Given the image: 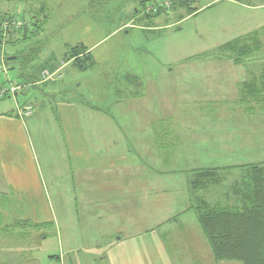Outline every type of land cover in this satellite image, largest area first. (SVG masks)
Returning a JSON list of instances; mask_svg holds the SVG:
<instances>
[{
    "label": "rangeland",
    "instance_id": "1",
    "mask_svg": "<svg viewBox=\"0 0 264 264\" xmlns=\"http://www.w3.org/2000/svg\"><path fill=\"white\" fill-rule=\"evenodd\" d=\"M141 1L0 0V14L11 16L0 22L10 31L24 28L28 32L33 27L30 23L32 16L38 21L46 17L43 32L25 42L17 41L14 33L0 36V83L5 82L4 71L7 69L10 77L21 81L28 73H33L36 79L49 78L28 87L17 100L12 96L0 99V113L17 112V102L21 103L25 98L30 99L31 104L28 113H24L26 108H23V116L30 117L35 111L24 121V129L18 128L15 122L0 118V159H12L15 148L23 161L26 153L30 155L26 166L29 173L32 162L38 170L36 178H27L24 171V181L30 188L28 195L18 191L15 196L10 188L5 192L7 195L0 194V264H59L56 257L77 259L85 264H241L236 261L216 263L212 253L207 259L206 247L209 246L201 228H197L196 217L192 211L183 210L189 206L188 180L194 170L233 165L221 170V184L204 192L208 201L215 202L216 198L224 199L232 183L240 178L244 170L241 166L264 163V108L252 111L250 105L243 109L231 97L223 101L217 99L219 87H222L219 80L229 79V74L236 77L233 68L237 67L226 63L228 60H219L223 57L219 46L264 27V6H261L264 0H192L190 7L197 8V11L189 15L183 9L173 8V0H143L140 5ZM41 7H44L42 13ZM159 10V15L152 16ZM125 24L128 27H124ZM119 26L120 30L117 29ZM146 26L150 29L141 31V38L138 30ZM100 35L103 39L98 42ZM5 40L6 44H1ZM77 40L91 47L92 56L85 52L86 48L84 50L95 62L91 71H81L69 64L58 72V76H52L48 69L49 72L40 73V68H48L61 60L67 49L65 43L74 46ZM261 41L262 48L251 56L252 63H247L251 71L264 61V37ZM138 42L140 46L136 45ZM31 49H35L37 56L25 63ZM14 54L17 58L15 65L19 66L18 61L21 62V69H13L10 61L5 64L6 61L1 60V57ZM241 71L244 72L240 69L239 76ZM181 82L189 94L178 101ZM138 83L142 84L139 90ZM155 83L170 85L174 95L162 98ZM225 88L229 89L228 93L232 92L230 87ZM117 89L121 91L119 95ZM128 90L132 97L135 91L147 95L151 106L146 112L151 116L143 114L148 103L144 106L139 103L133 109V101H126L122 103L126 109L116 119L126 142L120 132L119 136L114 133L112 122L108 120V129L97 128V135L93 133L92 137L98 138L109 132L110 139L116 138L120 147L129 150L126 160L133 156L131 149L137 148L142 154L147 152L149 159L146 160H151L152 166L162 174L143 179L149 184H146L143 195H139L133 165L121 169L125 171L121 179L120 175L111 173V187L118 188L124 183L125 188L120 198L110 200L104 222L94 218L88 221L90 216L84 211L85 200L82 202L78 198L75 207L70 209L75 215L68 218L73 220V230L77 231L73 234L83 242L68 248L69 235L57 238L56 216L62 202L68 204L69 199L56 198L48 191L50 184H57L63 170L61 166V173H57L60 170L57 166L58 149L51 135L62 130L64 125L78 126L75 121H64L60 117V104L73 100L80 111L88 107L92 111L84 113L89 114L95 126H102L105 120L102 111L98 110L106 107L105 112H108L115 99H128ZM7 131L12 132L13 140L4 136ZM168 135L172 144L168 151L163 150L165 154L171 153L172 159L165 158L164 162L159 160L160 157L156 158L160 149L152 140L165 142ZM38 136L48 137L53 144L50 151L54 154L48 160L39 150ZM20 141L19 146H14ZM104 155L100 153L97 158L102 159ZM67 158H72L71 154ZM94 177L93 180H100L97 172ZM99 185L100 181L96 187L100 188ZM111 187L110 194L117 195ZM173 207L178 221L155 228L153 233L160 238L168 229L174 232V239L165 242L164 246L153 235H143L136 242L124 235L126 229L136 227L134 219L141 221L143 231L147 223L156 224L159 222L157 217L159 219L163 212L168 213ZM15 219L39 223V227L15 226ZM121 225L124 227L120 233L113 231V236L101 240L100 231L107 233L109 227L118 229ZM189 226L197 228L194 236V233L190 235Z\"/></svg>",
    "mask_w": 264,
    "mask_h": 264
},
{
    "label": "crops",
    "instance_id": "2",
    "mask_svg": "<svg viewBox=\"0 0 264 264\" xmlns=\"http://www.w3.org/2000/svg\"><path fill=\"white\" fill-rule=\"evenodd\" d=\"M264 6V3L261 5ZM7 14V13H5ZM88 23V22H86ZM126 23V22H125ZM128 23V21H127ZM121 26V25H120ZM120 26L117 28L118 30H120ZM124 27H128V24H125ZM260 26L259 29H255V30H251L252 32L246 33L244 35L238 36V37H248L256 32L259 33V39L261 41V38L264 37V27ZM117 29L114 30L115 32H117ZM126 29V28H124ZM148 29H150V27H147L144 29L139 28L138 30V35L140 33V36L142 38L143 34L141 33V31H147ZM122 31V30H121ZM120 32V31H119ZM113 33V31H112ZM126 33V31H125ZM102 35L98 36V42L100 40H102L103 38L101 37ZM18 37V36H17ZM16 37V38H17ZM235 37V38H238ZM234 39V38H233ZM230 39V40H233ZM229 40V41H230ZM228 42V41H226ZM224 42V43H226ZM75 45L76 44H81V42L79 40H77L76 42H74ZM122 44L125 43L124 41L121 42ZM223 43V44H224ZM1 44H6V40L3 42L1 41ZM67 43H65V47L67 48ZM86 48L85 52H89L91 54V47H89L88 45H84L83 43L81 44ZM137 46H140V42H138L136 44ZM94 46V45H93ZM222 45H220L219 47H221ZM263 46V43L261 41V48ZM127 49H129V47H127ZM139 50H143L141 48H138ZM131 51V49H129ZM66 52V51H65ZM65 52L63 53V55L65 54ZM63 55L61 56V60L59 62H56L55 64H51L50 67H48V70L52 73L51 75H56L58 76V72L60 73L61 69H63V67H67L69 64H72L71 61H67L64 62L63 61ZM2 56V55H1ZM92 56V54H91ZM3 61H6L5 64L10 61V63L12 65H14L13 69L17 68V69H21V62L18 61L19 66L15 65V63L17 62V58L15 56V54L11 57L7 56V57H1ZM218 59V58H217ZM228 60L229 62H226L232 66H237L235 68H233L236 71V77H233L231 74H229V79H220L219 81L221 82L222 87H219V91L217 99L218 100H229L227 98H230L233 100V102L240 104L243 109H247L248 106L250 105V108L252 111H258L262 108H264V104H255L253 102H242V97L241 96V83L246 82V81H256L259 83L260 82V90L263 93V97H264V87H263V80H264V61L260 62L259 64L256 65L255 69L253 71H251V68L248 66L247 63H252L249 59H247L245 62L243 63H239V64H235L232 60V58H229L228 56H224L220 57L219 60ZM255 59V58H254ZM218 61V60H217ZM223 64V63H221ZM220 65V64H218ZM227 69L228 66L224 65ZM94 68V67H93ZM92 68V69H93ZM7 69V68H6ZM46 69V68H45ZM92 69H90L89 71H91ZM243 70L244 72H242V75L239 76V70ZM41 70V68H40ZM47 70V69H46ZM8 69L4 71V74L10 78V79H16V77H10L7 73ZM228 71L230 72V70L228 69ZM21 73V72H20ZM47 73V72H46ZM246 73V74H244ZM33 74V73H32ZM244 74V75H243ZM29 73L27 75V77L23 80V81H27L29 80ZM51 76V77H52ZM134 76V75H133ZM136 77V76H134ZM130 78V77H129ZM137 78V77H136ZM21 81V80H20ZM229 82L228 84H226V82ZM157 84V83H155ZM159 84V85H158ZM156 88H158L157 93L160 94L162 96V98H167L170 95H174L172 92V89L170 88V85H167L165 83H158ZM141 83H138V90L141 87ZM225 87H230L231 91L229 92V89L225 88ZM184 82L180 83V89L177 91L179 94V98L177 99L178 101L181 100L182 97H184V95H188V90H184ZM137 90V91H138ZM120 90L117 89L116 93L117 95L120 94ZM260 92V94H261ZM128 93L130 94L128 99L126 100H122V99H115L113 104L108 107V112H105L106 107H104L103 110H98V112L102 111L103 114V118H104V123L102 126H95L93 120L89 119V112H91L92 110H90L88 107L86 108H81V111L79 110V107L76 108V104L74 103V101L72 100L71 102H69L68 104H60L62 106L61 111V116L63 118L64 121L66 120H70V121H75V124H77L78 126H73V125H69L68 127H66L64 125V127L62 128V130H59V132H55L53 135L54 138V142L57 145V149H58V156H57V166L58 169L61 168V166H63V170H62V174H59V181H57V184H50L49 187V192H52L54 194V196L56 198L59 199H69L68 204L62 202V206L59 209L58 212H60L58 214V216H56V227H57V238L59 236V238L61 236H65V235H69L70 236V240L66 243V246L69 247H77L80 244H82L83 241L81 240H77V236L76 234H73L74 232L76 233L77 231L73 230L74 227V223L72 219H69L68 217L70 215H75V212H71L70 209H72L74 206V203L77 204L76 200L79 198V200H81L82 202L84 201V211L86 213V215H89L90 218L88 221H90L92 218H94L95 220H100L102 222H104L103 217L104 215L108 212L109 208H110V200L112 198H116V200L119 197V195L123 192V189L125 188L124 183H122L121 185H119L118 188L115 187H111L110 185V181H109V177L110 174L112 173V175L114 176H119L120 175V179L123 177V175L125 174V171L121 170L124 167L127 166H134L136 172H134V176L136 178V189H140V193L139 195H143V190L145 189L146 184H149V181L143 182V179H145L146 177H152V175H154V177L156 178L158 174H162V172L156 170L152 164L150 162H148L146 159L147 158V152H145L144 154H142V152H140L137 148L135 149H131L133 152V156L131 159L126 160L125 156L127 155V151L126 147H120L118 144H120V142L116 139V138H109L108 137V133H104L102 135H99L98 138L97 137H92L93 133H95L97 135L98 131L97 128H103V130H107L108 129V124H106V120L111 121L112 125L115 129L114 133L116 135L119 136V129H118V122L116 121V119L118 118V116L124 112V110L126 109L124 105H122V103L124 104V102L129 101L131 103V101H133V109H135L138 104L140 103L142 106L145 105V103H148L147 107H145V113L144 116H151V114L147 115L146 110L148 108H150V104L149 101L147 100V95H143L142 92H136L134 93V97L131 96V92L128 90ZM228 93V94H227ZM31 103V100L28 98H25V100L21 101V103L16 104V110L18 107H22L24 106L26 103ZM128 103V104H130ZM122 105V106H121ZM135 105V106H134ZM83 107V106H82ZM135 107V108H134ZM253 108V109H252ZM143 110V112H144ZM84 111H87L88 113H84ZM247 111V110H246ZM35 113V111H34ZM34 113L28 117V116H22L19 117L17 115V113L14 111L11 112H7V113H0V118L4 119L6 121L9 122H15L18 126V128L24 129L25 128V124L24 121L27 120L28 118H31ZM32 120V119H30ZM17 133H20L19 129H17ZM12 132H6L4 134L8 135L9 139L13 140V136L11 135ZM121 136L124 140V142H126L125 138H124V134L121 133ZM157 134V133H156ZM165 134V133H162ZM177 135H179L177 133ZM43 137V138H42ZM38 136V140H39V150L42 151V154L44 156V158L46 160L51 158V155L54 154L51 150L52 147V142L51 140L46 137V136ZM169 139V135L167 136L166 140L167 141H156V140H152V143L155 144L156 147H158L160 149V155L158 154L156 158L160 157V161L165 162V158L169 159L171 161L172 157H171V153H164L165 151L163 150V148L168 151V149H170L168 146L172 144L171 140ZM179 142V140L177 141ZM150 143V144H152ZM19 144H21L20 142H15L14 146H19ZM62 148V150H61ZM106 149V150H104ZM126 150V151H125ZM14 151V157L11 159H9L7 157L6 160H2L0 159V175L2 177H0V194L1 195H7L5 192L10 188L11 191L14 193V195L16 196V194L19 192H21V194H29L30 188L28 186H26V182L24 181L25 177H24V171L25 174L27 175V178L30 176H33L36 178V173H37V168L36 166H34V162L31 163L30 165V172H28L26 166H27V156L30 157V155L28 153H26V159L23 161V158L21 156V154H19V152L13 148ZM102 153V155L105 153L104 156H102V159H98L97 155ZM71 154L72 158H67L68 155ZM165 154V155H164ZM143 155H145L146 158L142 159ZM65 160V161H64ZM226 166H233V165H224L223 167ZM238 166V165H237ZM22 168V169H21ZM26 168V169H25ZM216 168H218L216 166ZM122 171V172H121ZM95 172H97V174L100 176V180H93L92 178H95ZM57 173H61V169L57 171ZM56 173V174H57ZM33 180V178H32ZM3 181L6 183L4 184ZM100 181V188L96 187V184ZM34 182V180H33ZM153 182L156 183V180H154ZM157 184V183H156ZM5 185V186H4ZM156 186V185H155ZM154 186V187H155ZM109 187H111L117 195H111L110 194V189ZM81 198V199H80ZM218 199V198H217ZM116 207H118L117 204H115ZM187 207H185V209L183 211H192L190 209H187ZM75 209V208H74ZM174 211V207L171 210H168V213L163 212L160 216L159 219L157 217V220L159 222H157L156 224H149L147 223L145 225V229L142 231L140 229V225H141V221L136 222V227L135 228H128L126 229L125 232V236H127L128 238H130V241H138L140 238L143 237V235H153L152 237H154L161 246L165 245V242H167L170 239H174L175 234L172 230H166L165 232H163L160 235V238H158L157 235L153 234L155 231V228L161 227L162 225H172L174 222H177V216L178 214L175 213L173 214ZM181 211V212H183ZM178 212V213H181ZM193 212V211H192ZM194 213V212H193ZM195 216V214H194ZM196 217V216H195ZM197 221V219H196ZM123 222V221H122ZM64 226V229H61V227ZM102 227V226H101ZM124 226H120L118 229L112 227L108 229L107 233H105L104 231H100L99 235H103V237L101 238L102 241L107 240L109 237L113 236V231L114 232H121V230L123 229ZM200 227L198 222H197V228ZM62 230V233L60 232V229ZM179 228H181V226H179ZM196 229H194L192 226H189V229L191 232L190 235L192 233L193 236L195 235ZM94 233V231H92ZM97 232V231H96ZM91 233V238L92 234ZM204 235V234H203ZM205 237V236H204ZM119 239L121 240V235L119 237ZM206 239V238H205ZM80 241V242H79ZM97 241H99L97 239ZM173 241V240H172ZM207 242V240H206ZM61 246H64L62 242H60ZM172 244V242H171ZM207 245L209 246L208 242ZM206 255H207V259L210 258V255L212 253L210 246L206 247ZM213 256V253H212ZM57 259V263H59L60 261H62L64 264H85L84 261H79V260H67L64 257H56ZM214 259V258H213Z\"/></svg>",
    "mask_w": 264,
    "mask_h": 264
},
{
    "label": "trees",
    "instance_id": "3",
    "mask_svg": "<svg viewBox=\"0 0 264 264\" xmlns=\"http://www.w3.org/2000/svg\"><path fill=\"white\" fill-rule=\"evenodd\" d=\"M192 0H173V8H180L187 12V15L195 13L197 8H192ZM143 4V0L141 4ZM44 7L40 8L41 13ZM157 11L154 15H159ZM10 16V15H9ZM7 14H0V20L10 18ZM151 16V17H152ZM44 17V16H43ZM30 30L19 29V31H10L5 25H1L0 32L2 37L10 34H17V41L23 42L30 38L37 37L44 30L46 17L37 20L36 16L31 17ZM6 28V30H5ZM22 30V31H21ZM224 56L232 58L235 64L243 63L251 58L253 53L261 49L259 33L256 32L248 37H238L230 40L220 47ZM85 47L81 44L68 46L63 61H71L73 66L81 71H86L94 67L93 58L85 52ZM24 59L25 63L33 61L37 56L35 49L28 51ZM31 54V56L29 55ZM48 69V68H46ZM42 67L41 72L47 71ZM43 75V74H41ZM29 80L20 81L10 79L5 75V82L0 83V89L4 87H19L13 93L7 91L3 97L12 96L14 100L22 96L28 87L36 86L46 80L36 79L35 76L29 75ZM264 87V80H263ZM260 82L246 81L241 83L242 102H253L257 105L264 104L263 93L260 90ZM261 92V94H260ZM31 103H26L17 109L24 112V107H29ZM30 108V107H29ZM19 117L23 113L18 114ZM233 166L222 168H202L194 170L188 180V197L190 209L194 212L197 222L211 248L214 261H236L241 264H264V163L262 164H244L243 173L240 178L235 180L230 186V190L224 194V199H215V202L208 201L204 192L211 186L221 184V170L230 169ZM15 226H25L34 228L39 227V223L31 224L26 220H16ZM59 258V257H58ZM59 264H64L62 261Z\"/></svg>",
    "mask_w": 264,
    "mask_h": 264
},
{
    "label": "built area",
    "instance_id": "4",
    "mask_svg": "<svg viewBox=\"0 0 264 264\" xmlns=\"http://www.w3.org/2000/svg\"><path fill=\"white\" fill-rule=\"evenodd\" d=\"M16 22H18V21H16ZM18 89H19V87H17V86H10V87L1 88L0 89V97H3L7 91H9L10 93H13ZM28 110H29V107L26 108V111L24 113H28L29 112ZM20 113H22V112H20V110L18 109V114H20Z\"/></svg>",
    "mask_w": 264,
    "mask_h": 264
}]
</instances>
